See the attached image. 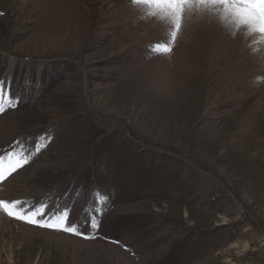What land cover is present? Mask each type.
<instances>
[{"label": "rangeland", "instance_id": "374dc122", "mask_svg": "<svg viewBox=\"0 0 264 264\" xmlns=\"http://www.w3.org/2000/svg\"><path fill=\"white\" fill-rule=\"evenodd\" d=\"M171 31L131 0H0V155L29 161L0 199L88 237L0 211V264H264V39L204 6L155 51ZM152 198L227 217L199 229Z\"/></svg>", "mask_w": 264, "mask_h": 264}, {"label": "snow or ice", "instance_id": "6c2138e0", "mask_svg": "<svg viewBox=\"0 0 264 264\" xmlns=\"http://www.w3.org/2000/svg\"><path fill=\"white\" fill-rule=\"evenodd\" d=\"M131 2L165 11L172 18L173 31L169 34V40L165 43L157 42L154 46V50L161 54L171 53L172 45L181 27L183 13L186 8L192 6L222 9L223 14L234 17L236 21L246 26L250 30V35H258L261 39H264V0H131ZM11 104V95L5 96L3 91H0V113L7 110L6 105ZM28 162L23 156H18L14 152L0 155V184H3L14 172ZM22 205L23 202L20 200L0 199V211L9 217L39 227L88 238L75 224L69 222L68 212H65L62 216L45 219L46 205H40L35 210L25 209ZM91 226L93 228L97 227L96 222L93 221Z\"/></svg>", "mask_w": 264, "mask_h": 264}, {"label": "crops", "instance_id": "0c3cea01", "mask_svg": "<svg viewBox=\"0 0 264 264\" xmlns=\"http://www.w3.org/2000/svg\"><path fill=\"white\" fill-rule=\"evenodd\" d=\"M186 138H190L187 136ZM195 152L193 153L194 157L193 159V164L196 165V163H202L205 161V158H202L199 155V152L194 150ZM144 200L143 198H139L137 203L133 202H128L122 206L123 212H136L138 211V204L139 201ZM149 203H152V210L153 212H162L164 213L168 218L171 219H182L188 221L192 220L191 224H194L195 221L194 219L199 218L201 221V225H197V228L199 229H212L216 228L215 225H212L213 219L215 217H222L226 218L225 214L218 212L217 209H211L208 204H205L206 207H199V208H193L191 207L188 203L182 204L180 201H176L174 199L169 200V203L167 204L163 200H160L159 198H152L148 201ZM147 202V205H148ZM217 223V226H222V225H227L225 221L221 222H215ZM209 227V228H208ZM191 229H197L195 227H189Z\"/></svg>", "mask_w": 264, "mask_h": 264}, {"label": "bare ground", "instance_id": "6f19581e", "mask_svg": "<svg viewBox=\"0 0 264 264\" xmlns=\"http://www.w3.org/2000/svg\"><path fill=\"white\" fill-rule=\"evenodd\" d=\"M262 49H263V52H264V43L262 44Z\"/></svg>", "mask_w": 264, "mask_h": 264}]
</instances>
